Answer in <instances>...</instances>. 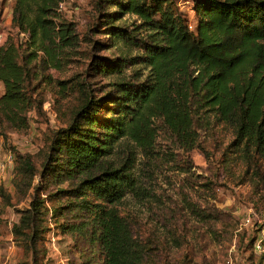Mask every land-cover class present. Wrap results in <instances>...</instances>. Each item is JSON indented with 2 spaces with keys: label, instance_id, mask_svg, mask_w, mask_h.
Wrapping results in <instances>:
<instances>
[{
  "label": "trees",
  "instance_id": "trees-1",
  "mask_svg": "<svg viewBox=\"0 0 264 264\" xmlns=\"http://www.w3.org/2000/svg\"><path fill=\"white\" fill-rule=\"evenodd\" d=\"M61 1L13 2L12 26L25 39L8 37L0 46V127L27 128L29 112H43L44 91L63 98L74 82L50 73L68 64L81 45L75 22L59 11ZM97 7L94 29L103 26L104 34L128 40L142 54H95V73H122L140 64L146 72L109 82L102 90L86 77L74 83L81 104L70 123L52 133L42 164V177L54 190L45 194L39 187L30 207L19 211L13 233L30 245L38 263L40 222L50 211L61 218L59 227L74 236L79 264H147L148 243L133 230V212L121 206L131 194L171 240L180 242L176 231L182 227L199 240L221 242L233 217L217 206L220 184L196 174L191 154L196 150L206 156L204 144L221 127L232 136L222 154L224 171L240 162L251 179L260 175L264 0H191L190 18L179 0H98ZM126 14L137 16L131 26L118 23ZM101 47L92 44L96 52ZM117 144H126V156L116 163L109 156ZM136 148L139 174L133 172ZM24 164L35 171L30 160ZM158 179L179 182L177 197L158 192ZM3 195L10 197L0 188ZM46 195L57 200L52 208ZM247 246L253 247V237Z\"/></svg>",
  "mask_w": 264,
  "mask_h": 264
},
{
  "label": "rangeland",
  "instance_id": "rangeland-1",
  "mask_svg": "<svg viewBox=\"0 0 264 264\" xmlns=\"http://www.w3.org/2000/svg\"><path fill=\"white\" fill-rule=\"evenodd\" d=\"M14 0H0V46L8 37L23 41L25 37L19 35L12 26V6ZM98 0H70L67 2L62 17L75 22L76 32L81 41L79 53L61 69L51 68L50 73L55 78L74 80L69 83L65 97L50 96L51 91H44L45 102L43 112L38 109L28 114L29 126L25 129H14L8 124L0 127V164H7L9 154L13 156V164L6 165L5 172L0 173V188L9 194V199L3 195L0 199V264H79V257L74 249V236L70 231L59 227L61 218L46 214L40 222L42 240L36 250L37 262L34 263V251L27 242L17 237L12 229L21 219L20 210L30 207L31 201L39 189L43 193L52 192L54 187L42 177V164L49 151L50 138L54 130L67 126L71 115L81 104L82 93L79 87H73L75 82L84 77L95 89L102 90L105 84L129 77L137 71H144L143 65L129 66L122 73L97 74L92 69L91 57L95 54L107 56L134 57L142 51L133 46L128 40L104 34V27L94 29V20L98 18ZM182 11L190 18L191 0H179ZM137 16L126 14L118 23L131 26ZM99 42L101 48L96 52L92 48L93 42ZM54 90L60 92V86L54 84ZM4 86L0 87L3 94ZM103 113L100 114V116ZM232 136L228 130L216 127L212 136L207 139L204 148L207 155L200 151H193L191 156L196 165V174H202L214 180L219 185L217 206L232 215V220L225 227L223 240H199L196 234L179 227L176 237L180 235V242L171 240L165 230L155 221H149L146 213L147 206L140 203L131 194H127L122 202V209L131 211L133 230L136 235L147 241L149 256L147 264H259V259L253 255L252 248L247 243L257 232L256 225L247 224L246 218L252 220V213L264 218V162L260 175L251 179V173L245 174V167L240 162L232 164L229 172H225L221 165L222 154ZM131 148L133 144H128ZM126 144H117L109 160L119 162L126 156ZM137 149V148H136ZM133 172L141 173L139 159ZM25 160H30L34 170L26 169ZM182 178V175L178 179ZM174 181V180H173ZM68 182L62 184L67 187ZM180 183L173 185L166 179H158L155 188L158 192L177 197ZM2 194V193H1ZM52 195V194H51ZM51 195L47 206L52 208L57 200ZM193 200L195 197L190 195Z\"/></svg>",
  "mask_w": 264,
  "mask_h": 264
},
{
  "label": "built area",
  "instance_id": "built-area-1",
  "mask_svg": "<svg viewBox=\"0 0 264 264\" xmlns=\"http://www.w3.org/2000/svg\"><path fill=\"white\" fill-rule=\"evenodd\" d=\"M70 0H62L59 5V11H64L67 2ZM191 28V26H190ZM2 82L0 81V87L2 86ZM2 94L0 93V96ZM13 164V155L9 154L7 158V164L1 163L0 164V173L5 172L6 165H12ZM252 220L251 217L246 218L247 224H255L257 228L256 235L253 237V247H252V252L253 255L257 258H261V261L259 264H264V227L262 226L264 222V218L261 215H258L256 213H252Z\"/></svg>",
  "mask_w": 264,
  "mask_h": 264
}]
</instances>
